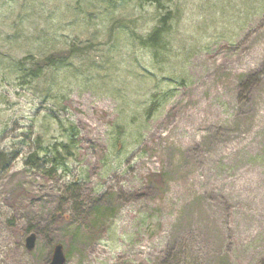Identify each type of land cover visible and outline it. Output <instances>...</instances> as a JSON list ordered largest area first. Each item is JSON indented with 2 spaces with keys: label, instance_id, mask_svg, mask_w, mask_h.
<instances>
[{
  "label": "rangeland",
  "instance_id": "1",
  "mask_svg": "<svg viewBox=\"0 0 264 264\" xmlns=\"http://www.w3.org/2000/svg\"><path fill=\"white\" fill-rule=\"evenodd\" d=\"M58 244L264 264V0H0V264Z\"/></svg>",
  "mask_w": 264,
  "mask_h": 264
},
{
  "label": "trees",
  "instance_id": "2",
  "mask_svg": "<svg viewBox=\"0 0 264 264\" xmlns=\"http://www.w3.org/2000/svg\"><path fill=\"white\" fill-rule=\"evenodd\" d=\"M169 18V14L166 15L163 19H162V22L163 24L161 26H159L158 28H156L150 35L149 37V41H153L154 43H159V41L161 40V37L162 35L166 32L167 28H168V23H167V20ZM70 53H57L55 55H53L52 57H47V59L43 60V62L40 63V66L41 67H49V68H52L54 66H57L59 65V63L65 61V59L67 58V56L69 55ZM35 67H33V69H31V71L33 72ZM36 70V69H35ZM35 155V153H34ZM33 155H31V158H30V162L34 161L33 160Z\"/></svg>",
  "mask_w": 264,
  "mask_h": 264
},
{
  "label": "water",
  "instance_id": "3",
  "mask_svg": "<svg viewBox=\"0 0 264 264\" xmlns=\"http://www.w3.org/2000/svg\"><path fill=\"white\" fill-rule=\"evenodd\" d=\"M33 240H34V235H31L27 243V248L29 250H31L34 247ZM65 262H66V256L63 252V247L61 244H58L54 248L52 260L49 264H65Z\"/></svg>",
  "mask_w": 264,
  "mask_h": 264
}]
</instances>
